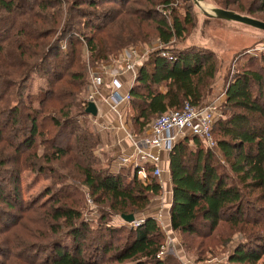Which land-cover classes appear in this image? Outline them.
Masks as SVG:
<instances>
[{"label": "trees", "instance_id": "1", "mask_svg": "<svg viewBox=\"0 0 264 264\" xmlns=\"http://www.w3.org/2000/svg\"><path fill=\"white\" fill-rule=\"evenodd\" d=\"M213 1L264 22V0ZM174 7L173 0H0V234L24 226V217L11 213L17 210L36 218L29 220L32 237H44L13 244L2 238L3 264H180L166 254L156 219L146 217L135 229L110 225L115 216L148 211L161 186L150 167L147 180L126 168L110 171L109 160L98 156L99 136L80 124L87 105L80 98L87 83L84 53L97 65L150 36L164 48L149 55L130 90L132 135L145 134L152 121L185 102L208 106L224 96L211 129L218 153L198 137L184 138L169 153L170 228L196 262L212 251L206 241L226 248L239 235L223 264H259L264 53L231 76L212 52L184 48L194 18L190 6L182 17ZM172 42L178 45L168 50ZM34 76L42 85L31 94ZM24 172L51 182L32 201L21 193ZM84 191L99 210L95 227L82 215Z\"/></svg>", "mask_w": 264, "mask_h": 264}, {"label": "rangeland", "instance_id": "2", "mask_svg": "<svg viewBox=\"0 0 264 264\" xmlns=\"http://www.w3.org/2000/svg\"><path fill=\"white\" fill-rule=\"evenodd\" d=\"M173 4L175 6L174 8L176 9V12L181 17L185 15L186 10L189 9L188 7L189 6L191 7L192 15L194 18V27L191 29L189 35L187 36V38H186V40H187L188 37L191 36L193 34L194 30L196 29L195 27H196V21L197 20L193 14L192 0H175V1L173 0ZM156 8L159 11L163 10L162 5H158ZM167 14L168 13L166 12L164 16L167 17ZM169 16H170V14H169ZM169 16H168V20H170ZM212 24H210V22H208V21H204V23L202 24V27H201L202 32H201L200 36L205 37V38L208 36H210L212 38H216L217 44L221 43L224 46L226 44L228 47L240 50V51L237 50L238 52L232 51L233 53L228 52L227 54L224 55L225 57L223 56L224 58L221 61L225 65L226 71L228 70L229 74L231 76H234L235 74H237L243 70V68L248 63V59L251 56H257L259 54L256 51L253 52V50L262 44H257L258 42L256 41L255 38H252L253 35L250 33L245 34L243 31L241 32L238 29L228 28V27H226V25H223L220 23L214 22ZM146 28H148V27H146ZM145 30L148 31L149 34H153L152 30H150V28L145 29ZM149 39L150 40L144 44H137V45L128 46L127 49H124V50L121 49L119 51V53H115V55H112L107 62H101V63H98L97 65L91 64L89 54H87V52H85L84 58L82 59V62H84V66H85L86 73H87V83L83 87L82 95H80L81 96L80 98H82V100L85 99V101H86V93L88 92V87L90 86V82H91V79H90V73L91 72L90 71H96L98 74H100L101 78L104 80L107 78L113 79L114 76L116 75V73H120L122 71V70H120V68H121V65L123 64L122 55H123V52L125 50L132 49L133 52L138 53V54H136L138 56V58L134 60L136 62V65H137L138 62L144 63L148 59L149 54H151L155 51H159L162 48H164L163 45L159 42V40L157 38L150 36ZM186 40L184 41L183 46H185ZM177 45H178L177 43L172 42L166 48H168V50H172V48L177 47ZM250 50L252 52L248 53V51H250ZM148 51H150L151 53L150 52L148 53ZM166 55L170 56L171 54L168 51V52H166ZM140 57H143L142 60L140 59ZM136 71H138V70H136ZM224 75H225V73H224ZM41 85H42V81L40 79H38L37 76H34L30 82L29 93L35 94ZM220 97H219V101H221V98H222V97L221 98ZM223 101H224V99L222 98V101L219 105H216L215 103L211 104L212 107L214 108L215 113H217V116L220 115L219 106L222 105ZM98 105L100 106V103ZM201 105L195 106V108H199V107H201ZM80 119H81L80 124L83 126V128H87L89 130H91V129L95 130V128L93 126H91L93 120L88 115L85 114L83 116V118H80ZM89 121L91 122V124ZM154 121H152L151 124L149 125V127H148L149 129L146 128L145 134L149 133ZM145 134L139 135L138 137H141ZM183 139H184V137H181L179 139V141H181ZM212 151H214L215 153H218L217 148L212 150ZM130 173H131V175H133V173H134L133 168H131ZM156 180L161 186V193L159 196H156L155 198L152 199L151 204L148 208V211L152 207H157V209L160 211V213H158L157 217H152V218L157 220V222L159 223V225H160V227L164 233V236H165L164 250L166 251V254L176 257L179 260L180 264H223L226 260V256L232 251L231 249L234 246V244L241 240V236L236 235L234 237V239H232V243L226 248L221 247L222 245H218L216 242H214L215 241L214 239L206 241L209 243H206L205 245H208V247L210 246L212 251L210 252L209 255L208 254L203 255V257L205 258L203 261L196 262L194 259V255L186 252L184 250V247L181 246L182 240H181L179 234L173 232L172 230L169 231V229L167 227L168 224H166V220L164 218L166 216H164V215L166 213V208H167V205L169 204V198H170L169 188H168L169 182L167 184L165 181V178L163 176H161L160 179H156ZM50 183L51 182L48 181V179H45L43 176H40L38 174H33L31 172H24L22 174V178H21V188H22L21 193H22V196L24 198V201H29V200L32 201L34 198L38 197L42 192H44V190L46 188H48L50 186ZM69 184L71 186L72 185H74V186L80 185V183L77 181H70ZM87 198H89L92 201V199L89 197V194L86 191H84L82 215H83V218L91 226L95 227L97 224L98 218H99V213H98L99 210H98L97 205L94 204L93 201H92L91 206H90V204L87 203ZM148 211H146V212H148ZM11 213L16 214L18 217L23 216L24 220L21 223L24 224V226L22 228H20V226L17 227V229L15 230L14 233H13V231H11L10 233H6L4 235L0 234V240L2 238H6L8 240V242L11 241V244H13V242H18V240H20V237H22V239H24L22 241H24V242H35V243L44 242L43 235L40 234L37 237H32V235H31V230L33 228V225L30 221L36 220V218H33L32 215H29V214H25V213L22 214V213H20V211H17V210L12 211ZM137 217H139V216H137ZM147 217H149V216H147ZM1 220H2V222L0 224V228H3V224H5V219L3 218ZM8 223H10V221L7 222V224ZM110 225L116 226V227L124 226L126 228H130L119 216H115L111 220ZM225 228L226 227H222L221 229H219L218 234H220L222 231L224 232ZM27 233H28V236H27ZM186 240H187V237H186ZM187 242H189L191 245L193 244L194 247H198V244H197L198 241H193V239H192V242L190 240H187ZM4 262H5V259L2 256H0V264H3ZM259 264H264V256L260 260Z\"/></svg>", "mask_w": 264, "mask_h": 264}, {"label": "built area", "instance_id": "3", "mask_svg": "<svg viewBox=\"0 0 264 264\" xmlns=\"http://www.w3.org/2000/svg\"><path fill=\"white\" fill-rule=\"evenodd\" d=\"M64 49V47H63ZM155 51V50H154ZM264 53V44L256 47L253 52ZM150 51H148L149 53ZM252 52L251 50L248 53ZM151 53V52H150ZM137 52H133L132 49L125 50L122 55V62L120 70L121 72H129L136 79V62L138 58ZM150 55V54H149ZM162 56H167L166 53H161ZM143 57H140L142 60ZM90 86L86 93V101L96 102L100 99L104 106L112 112L121 123V128L125 127L122 122V115L120 106L130 104L131 97L127 92L122 94L120 92V83L118 77L120 73H116L111 83L113 90L107 96L101 94V88L104 85L105 80L101 78L100 74L96 71H90ZM96 105V103H95ZM217 118L212 105H201L199 108H195L189 102H185L181 109L168 110L165 114L155 119L149 133L138 137L131 133L127 134L128 138L132 142L133 152L127 156H118V164L121 167H131L136 171L137 178L139 180H147L146 169L152 168V176L159 178L161 176L160 169V154L163 152L170 153L176 143L179 142L181 137H198L203 143L210 149H216V143L212 137L211 129ZM124 120V119H123ZM124 123V124H123ZM125 130V129H124ZM87 203L92 201L87 198ZM120 217V216H119ZM146 217H135L131 223H126L130 228L135 229L144 223Z\"/></svg>", "mask_w": 264, "mask_h": 264}, {"label": "crops", "instance_id": "4", "mask_svg": "<svg viewBox=\"0 0 264 264\" xmlns=\"http://www.w3.org/2000/svg\"><path fill=\"white\" fill-rule=\"evenodd\" d=\"M228 27V26H226ZM228 28H233V29H238L235 27H228ZM239 31L242 32V30L238 29ZM244 32V31H243ZM245 34H247L248 32H244ZM252 38H255L256 41L258 42L257 44H260L259 42H261L262 37H257L256 35L252 34ZM238 49H234L231 48L230 51H227L225 53H223L219 59L222 61L223 58L225 57L224 55L227 54L228 52H238L240 50ZM242 50V49H241ZM233 51V52H232ZM224 56V57H223ZM143 62H138V64L136 65V70H138L141 66H142ZM138 72V71H137ZM137 74V73H136ZM119 83H120V92L122 94L125 93H130V90L132 89V87L135 84V80H133V77L131 76V73L129 72H121L120 76L117 78ZM112 79L107 78L105 79L104 85L101 88V94L103 96H107L110 91L113 90V86L111 83ZM221 97L224 99V96L221 95ZM220 97V98H221ZM221 98V101H222ZM221 101H219V99L215 102L216 105H219L221 103ZM96 107L98 110L97 116L96 118H92L91 116H89L93 121L91 124V120L89 121L91 126H93L95 128V130H92V132L96 133L99 138H100V144H99V149H98V156L99 158H101L104 162L105 160H109V169L110 171L116 173L118 172V170H120L121 168H126L129 169L131 171V167H121L118 164V159L117 157L119 156H127L132 154L133 152V146H132V142L131 140L128 138L129 133L132 134V124H131V117L133 115V110L129 104V106L127 107V105H122L120 106V113L122 115V122L126 123L125 127L123 126L122 129L121 128V123L120 121L117 119V117L110 112L105 106L104 104L101 102L100 99L96 100ZM100 103V106L98 105ZM95 119V120H94ZM124 119V120H123ZM123 123V124H124ZM160 169L162 171L161 176H163L165 178L166 183L168 184V188H169V194H170V198H169V204L167 205L166 208V213L164 216L165 220H166V224L169 231H171L170 228V221H169V207H170V203H171V184H170V177H169V172H168V165H169V154L166 152L161 153L160 155ZM161 176L157 179H160ZM158 213H160V211L157 209V207H152L150 208V210L148 212H145L144 214L140 215L143 217H157ZM117 223V222H116Z\"/></svg>", "mask_w": 264, "mask_h": 264}, {"label": "water", "instance_id": "5", "mask_svg": "<svg viewBox=\"0 0 264 264\" xmlns=\"http://www.w3.org/2000/svg\"><path fill=\"white\" fill-rule=\"evenodd\" d=\"M192 4L193 14L197 20L196 29L186 40L184 46L186 49L191 47L204 49L215 54L218 59L223 53L230 51L231 47H228L226 44L225 46L221 43L217 44L216 38L210 36L205 38L200 36L202 32L201 27L204 21H208L210 24L215 22L228 27H235L244 32L254 34L257 37L264 38V22L261 20L253 18L247 14L222 9L212 0H192ZM84 113L92 118H96L98 110L95 103H87ZM120 218L126 223H131L134 221L135 216L122 215Z\"/></svg>", "mask_w": 264, "mask_h": 264}]
</instances>
